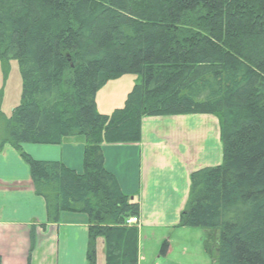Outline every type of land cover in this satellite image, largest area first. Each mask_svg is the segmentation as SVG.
Instances as JSON below:
<instances>
[{"label":"trees","instance_id":"obj_1","mask_svg":"<svg viewBox=\"0 0 264 264\" xmlns=\"http://www.w3.org/2000/svg\"><path fill=\"white\" fill-rule=\"evenodd\" d=\"M9 58L22 89L0 115V151L8 144L27 164L47 221L88 216L86 264L98 236L105 264H137V229L123 223L139 207L104 169L101 145L138 142L143 116L196 113L217 118L222 161L189 174L177 226L209 231L211 264H264V0H0ZM124 74L139 81L123 106L98 113L96 92ZM77 135L82 173L22 150Z\"/></svg>","mask_w":264,"mask_h":264},{"label":"crops","instance_id":"obj_2","mask_svg":"<svg viewBox=\"0 0 264 264\" xmlns=\"http://www.w3.org/2000/svg\"><path fill=\"white\" fill-rule=\"evenodd\" d=\"M84 146V137L77 135L59 144L23 143L22 150L35 160L58 161L82 173ZM101 148L104 169L139 207L137 264H175L169 256L178 244L182 257L197 255L201 262L203 249L181 236L188 234V227L177 225L187 200L189 174L222 161L217 118L204 113L143 116L138 142H104ZM88 225L82 212H61L57 222L47 221L44 200L34 192L27 164L10 145L2 146L0 264H86ZM161 242L167 248L159 255ZM95 264H105L102 236L95 239Z\"/></svg>","mask_w":264,"mask_h":264},{"label":"rangeland","instance_id":"obj_3","mask_svg":"<svg viewBox=\"0 0 264 264\" xmlns=\"http://www.w3.org/2000/svg\"><path fill=\"white\" fill-rule=\"evenodd\" d=\"M138 76L134 74H124L117 78L108 80L95 94V108L100 114L110 115L115 108L123 106L128 92L132 89L133 85L138 82ZM22 82L20 70L15 58L0 60V115L8 118L12 110L20 103ZM188 234L181 235L183 238L190 239V245L193 247H200L202 252V260L200 262L199 256L182 257L178 252V247L173 245V252L169 256V260L175 264H209L207 253L205 252V241L208 239V230L201 227H188ZM178 243V241H176ZM209 243V240H208ZM162 246L160 243L157 253ZM155 247V246H154ZM144 248H153L152 244H144ZM149 252V251H148ZM165 254V252H164ZM209 262V263H208ZM152 263V262H151Z\"/></svg>","mask_w":264,"mask_h":264},{"label":"built area","instance_id":"obj_4","mask_svg":"<svg viewBox=\"0 0 264 264\" xmlns=\"http://www.w3.org/2000/svg\"><path fill=\"white\" fill-rule=\"evenodd\" d=\"M138 223V218L136 216H131L128 219H126L125 224L126 225H133Z\"/></svg>","mask_w":264,"mask_h":264}]
</instances>
